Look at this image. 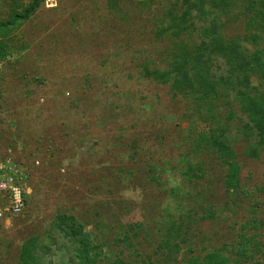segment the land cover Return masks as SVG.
<instances>
[{"label":"rangeland","instance_id":"374dc122","mask_svg":"<svg viewBox=\"0 0 264 264\" xmlns=\"http://www.w3.org/2000/svg\"><path fill=\"white\" fill-rule=\"evenodd\" d=\"M240 3L213 9L245 67L264 33ZM186 11L184 0H0V183L14 174L27 203L0 219V264H264V156L248 154L247 101L159 80L179 53L172 17ZM186 25L196 40L201 24Z\"/></svg>","mask_w":264,"mask_h":264},{"label":"trees","instance_id":"16d2710c","mask_svg":"<svg viewBox=\"0 0 264 264\" xmlns=\"http://www.w3.org/2000/svg\"><path fill=\"white\" fill-rule=\"evenodd\" d=\"M211 2V3H210ZM241 2L251 15L252 20L257 21L260 29L264 33V0H184L187 11L174 15L172 21H176V29L179 53L174 55L175 68L168 73L160 75V81L171 82L174 89L192 94L212 96L217 98V91L221 88H230L235 98L247 101L245 110L250 115L251 122L254 124L258 140L251 144L246 141L248 154L251 156H264V92L259 93L258 88L251 85V78L257 77L262 73L264 79V51L258 53L254 50L250 63L244 67L242 64V50L239 40L225 42L218 31V16L213 8H228L232 3ZM34 8L31 14L34 13ZM28 14L24 19H27ZM201 24L197 30L198 37L194 38L192 32H188L186 23ZM261 30H259L261 32ZM169 30H165L168 32ZM184 37V38H183ZM188 40V41H187ZM247 53L246 51H243ZM213 57L221 59V63H213ZM145 76H149L150 71L144 69ZM174 73V78L171 75ZM247 73L246 75H243ZM151 75L154 76V73ZM261 77V76H259ZM252 91L254 94L251 96ZM220 150H226L227 146L221 142H214ZM229 171L233 168L229 162ZM27 206V203H26ZM63 216L59 217L56 230L63 237L71 238L73 230L65 227ZM23 254L20 256L22 264ZM25 255L23 263L28 264ZM194 264V262H191Z\"/></svg>","mask_w":264,"mask_h":264},{"label":"built area","instance_id":"2783aa9c","mask_svg":"<svg viewBox=\"0 0 264 264\" xmlns=\"http://www.w3.org/2000/svg\"><path fill=\"white\" fill-rule=\"evenodd\" d=\"M6 176L7 178L0 183V191L6 196V203L0 209V219L19 216L26 209L23 189L18 184L14 174Z\"/></svg>","mask_w":264,"mask_h":264}]
</instances>
